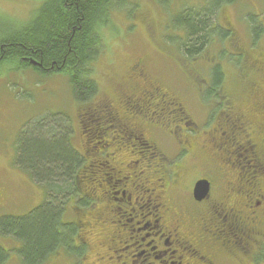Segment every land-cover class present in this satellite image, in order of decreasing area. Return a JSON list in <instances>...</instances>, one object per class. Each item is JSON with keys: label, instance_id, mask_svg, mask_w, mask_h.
I'll use <instances>...</instances> for the list:
<instances>
[{"label": "trees", "instance_id": "obj_1", "mask_svg": "<svg viewBox=\"0 0 264 264\" xmlns=\"http://www.w3.org/2000/svg\"><path fill=\"white\" fill-rule=\"evenodd\" d=\"M34 1L39 5L24 24L17 25L10 17H3L10 27L0 34V67L11 63L14 68L31 66L43 75L64 73L75 104L73 118L77 125L74 130L70 117L51 114L29 123L17 139L15 164L45 193L43 202L26 214L0 216V235L19 242L16 249L19 264H50L60 254L70 258V264H82L87 245L80 234L83 225L99 224L100 218H106L115 231L119 227L110 223L119 217H111L110 212H126L127 218L133 215L134 206L127 211L129 205L117 201L119 196L114 190L118 188L121 193L124 188L120 180L128 173L137 183L147 177L152 182L182 189L185 179L190 177L186 173L196 168L202 173L209 171L214 177L228 171L241 173L243 177H264V171L254 173L252 163L238 164L234 158L230 159L231 164L219 158L208 162L207 158L208 166H199L201 158L196 156L200 155L188 160L181 172L177 158L168 157L170 153L161 148L156 135L157 132L172 135L176 141L180 136L196 149L199 129H207L206 124H222V130L232 131L228 117L244 112L264 113V97L241 103L246 107L236 111L223 109L225 102L236 100L228 89L230 84L243 83L237 91L238 98H242L244 93L248 97L257 82L255 78L264 81V24L249 17L250 37L242 43L232 25H224L228 23L227 17L223 18L224 24L219 21L222 8L237 0H204L201 7L180 10L172 23L177 31L170 30L171 34L165 37L174 50L170 60L181 67L195 104L209 114L203 121L204 128L198 130L185 125L191 120V116L186 117L189 110L186 98L178 96L166 82L149 75L147 54L135 53L137 56L128 65L126 81L118 85L112 96L101 95L95 63L104 53L103 29L110 25L111 14L120 0ZM128 4L124 10L131 17L136 4L131 1ZM226 51L231 53L226 55ZM30 60L40 65L31 64ZM229 62L233 65L231 78L225 69ZM63 116L64 124L59 125ZM74 134L79 136L80 152L72 144ZM262 135L259 145L264 155ZM128 158L132 162L128 163ZM140 171L144 173L141 178ZM69 209L76 212L74 221L63 220ZM90 209L95 210L88 212ZM77 212L89 214L90 220L83 222ZM132 224L137 228L135 219ZM214 240L217 247L223 245L217 236ZM249 258L250 264H264V243L252 246ZM7 259L8 251L0 245V264H6ZM243 259L233 264H242Z\"/></svg>", "mask_w": 264, "mask_h": 264}, {"label": "rangeland", "instance_id": "obj_2", "mask_svg": "<svg viewBox=\"0 0 264 264\" xmlns=\"http://www.w3.org/2000/svg\"><path fill=\"white\" fill-rule=\"evenodd\" d=\"M129 1L136 4L131 17H128L124 10L129 7ZM119 2L121 3L111 14L110 25L103 29L106 43L103 49L104 53L95 63V76L100 84L101 95L112 96L118 85L126 81L131 59L136 54L144 53L148 56L147 71L149 75L166 82L178 96L184 100L186 98L191 120L198 126H202L205 111L195 104L190 85H187L180 72L181 67L178 64H173L170 60L174 50L170 44L167 45L165 37L171 34L170 30L173 33L177 31L172 28V23L180 10L193 6L201 7L204 0H120ZM38 5L39 2L34 0H0V34L10 27L3 21L4 16L10 17L15 24L22 25L29 21L30 15ZM224 17H227L228 23L224 21ZM249 17L255 23L264 24V0H237L235 4L222 8L219 21L222 24L225 22L224 25L231 24L239 40L244 43L250 37L251 22ZM221 23L219 22V24ZM262 40L264 41V36ZM228 53L231 52H225L226 55ZM13 66L11 63H4L0 67V216L26 214L45 199L43 187L35 183L28 173L14 162L20 132L29 123L51 114L70 117L74 130L77 125L73 118L75 104L67 76L64 73L43 75L32 69L31 66L21 68ZM199 67L202 68V66ZM232 67L230 62L229 65L226 64L225 69L230 78ZM255 79L254 81L257 82L253 84L254 89L252 86V90H249L248 97H245L244 93L242 98H238L240 95H237V91L243 85L241 81H236L235 84L232 83L228 86L236 98L235 109L246 107L241 103H251V101H257L264 97V81L260 80L259 82V77L257 80ZM61 118L63 121L59 125L64 124V116ZM74 135L72 144L80 152L79 136ZM156 135L161 148L171 154L175 149L173 141L160 132H157ZM225 156L224 154L220 156L219 161ZM114 190L120 198L121 193L117 191L119 189ZM138 203V205L144 206L143 213L148 211L145 207L147 202L138 200ZM133 206V204L129 205L126 210H131ZM94 207L96 209V206ZM95 209H90L88 212H93ZM75 213L70 209L65 211L63 220L74 221ZM77 213L79 214L77 217L83 222L90 220L89 214ZM136 219L139 221L137 224L139 227H142L141 224L146 220L145 218L143 220ZM101 229L104 235L99 236L98 230L95 229L93 232L96 233V236L94 237L90 228L86 225L82 226L81 238L87 244L82 264H105V254L103 253L105 246L97 248L93 243L96 237L107 235L106 230ZM146 233H148L147 230L139 231L138 237L145 239L143 243L148 241V237H145ZM0 245L8 251L6 264H19V256L16 252L19 242L11 237L0 235ZM104 252L106 253V249ZM108 253L107 251L106 254ZM112 259L115 261L114 258ZM110 262L113 264L112 261ZM70 263V258L61 254L50 262V264Z\"/></svg>", "mask_w": 264, "mask_h": 264}, {"label": "flooded vegetation", "instance_id": "obj_3", "mask_svg": "<svg viewBox=\"0 0 264 264\" xmlns=\"http://www.w3.org/2000/svg\"><path fill=\"white\" fill-rule=\"evenodd\" d=\"M235 102H225L223 109L227 107V110L233 111ZM190 116L188 110L186 117ZM208 116L204 112L202 121L207 120ZM228 123L232 131L222 130V124L204 123L203 128L205 124L208 128L199 129L197 151L192 143L189 146L180 136L176 141L172 135H166L175 145L168 157L177 158V166L182 172L184 164L188 160H195L196 155L201 156H196L201 158L199 166H208L207 158H210L208 162H213L224 154L226 156L220 161L231 164L230 159L234 158L238 164L250 166L252 163L257 170L254 173L260 174L264 171V155L259 145L264 134V113H236L228 117ZM185 125H192L197 130L202 127L193 120L186 121ZM127 161L132 162L129 158ZM134 162L136 165L137 161ZM197 169L186 173L190 177L185 179L183 189L152 182L147 177L137 183L129 173L120 180L124 189H121V197L117 201L124 206L133 204V215L127 218L126 212H110L111 217H119L109 222L114 228L119 227L115 231L108 226L106 218H100L99 224H87L94 230L96 227L99 236L104 235L101 228L107 232L105 237H96L93 241L97 248L105 246V264H111L110 261L113 264H233L243 258L242 264H250L252 246L264 243V177H243L241 173L235 175L229 171L214 177L209 171L202 173ZM143 174L140 171V178ZM133 176L137 178V175ZM199 180L208 182V191L202 199L196 200L193 189ZM138 200L147 202V212H142L144 206L138 205ZM136 218L146 219L142 227H133L134 219L135 225L139 224ZM141 230L148 231L145 234L149 238L147 243H143L144 237L138 238ZM92 233L95 237L96 233ZM216 236L223 241L221 247L216 246ZM105 249L110 254H106ZM255 258L258 262L259 258Z\"/></svg>", "mask_w": 264, "mask_h": 264}, {"label": "water", "instance_id": "obj_4", "mask_svg": "<svg viewBox=\"0 0 264 264\" xmlns=\"http://www.w3.org/2000/svg\"><path fill=\"white\" fill-rule=\"evenodd\" d=\"M32 64H38L34 60H30ZM208 191V182L206 180H199L195 183L194 189H193V196L196 200L202 199Z\"/></svg>", "mask_w": 264, "mask_h": 264}]
</instances>
